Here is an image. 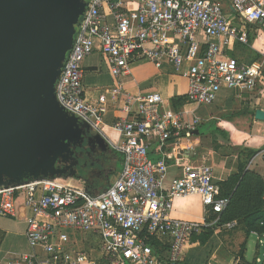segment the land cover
I'll return each instance as SVG.
<instances>
[{"label": "built area", "instance_id": "obj_1", "mask_svg": "<svg viewBox=\"0 0 264 264\" xmlns=\"http://www.w3.org/2000/svg\"><path fill=\"white\" fill-rule=\"evenodd\" d=\"M262 26L264 0H91L55 83L56 100L103 134L107 94L89 99L84 88V62L99 51L118 81L111 101L123 102L125 115L112 124L119 140L110 142L123 155V168L108 189L96 194L50 176L1 185L0 216L26 214L31 247L30 253L2 264H182L193 236L205 228L238 227L237 220L219 224L230 199L221 196L208 155L183 162L181 140L202 120L168 110L160 92L124 91L120 80L131 74L134 63L150 62L187 79L188 105L214 104L224 88L260 96L264 49L257 50L261 58L253 64L230 52L237 43L251 45L252 33ZM153 145L158 160L149 156ZM172 162L181 171L166 186ZM188 196L201 198L204 221L171 216L174 201ZM69 230L97 235L101 257L72 250ZM251 233L264 245V232Z\"/></svg>", "mask_w": 264, "mask_h": 264}, {"label": "crops", "instance_id": "obj_2", "mask_svg": "<svg viewBox=\"0 0 264 264\" xmlns=\"http://www.w3.org/2000/svg\"><path fill=\"white\" fill-rule=\"evenodd\" d=\"M263 30L264 26L256 29V31L252 33L251 45L237 43L230 52L231 55L234 53L232 56L246 64L258 62L261 57L257 50L264 49ZM148 63L150 67L146 66L147 68L143 71L139 70V68H141L140 66L143 65H139V67L133 66L131 74L120 80L124 87V91L132 94L151 91L160 92L166 99L165 106L168 110L191 112L188 118H191L193 115L199 117L202 120L201 126H199L200 131L201 127L206 124L215 125L214 130L211 132L201 131L198 135L192 134L181 140L185 148L184 163L193 164L200 161L203 156L208 155L210 163L213 166L216 182H220V184L232 175L239 174L242 168L245 170H252L264 178V162L261 163L259 169L253 168L252 165L254 158L257 156H261L264 161V149H262L264 148V121L256 118L257 110L260 109L264 111V93L260 96H256L255 93L243 92L239 89L224 88L215 101L217 106H213L210 110L202 112L203 115H201L199 114L200 107L185 103L183 96H185L188 88L187 79L185 77L178 75L171 67L166 66L159 70L153 66L154 64ZM84 68V88L86 97L89 99H96L101 94L106 93L110 102L109 110L105 114L103 134L101 133L110 145L111 140L115 142L119 140V135L113 129L112 124L116 118L125 115L122 110L123 102L114 103L111 101V89L118 85V81L112 76L109 65L99 51H95L85 60ZM147 69L154 72L153 76L150 78L147 75L143 76L147 73ZM182 78L185 79V86L181 85ZM177 84H180L178 88L176 87ZM151 87L155 90H150ZM257 149L261 150L251 158L248 157L249 150ZM149 156L152 160H158L160 158L161 155L155 145H153L150 150ZM180 171L181 169L173 165L172 162L168 169L165 185L168 186L170 181L177 176ZM110 173L114 174V171L111 170ZM119 174L118 172L115 174V181ZM114 179L108 182V186L102 191L108 189L115 182H113ZM73 183L82 186L79 181ZM86 189L88 190V188ZM171 216L182 220L204 221L205 212L201 198L199 196L177 198L174 201ZM210 218L214 219L216 217L213 215ZM27 228V218L24 213L18 214L17 216H0V258L2 256L0 264L4 263L7 259L19 258L22 254L31 252V247L26 235ZM208 229L211 228H205V231ZM212 229H214L213 234L206 244L203 245L200 241L193 242V240L189 243L186 247L182 264L188 262L187 257L190 256L193 247L201 245L206 248L221 232L239 230L237 227L227 230L217 228V226ZM242 233L244 234V232ZM250 235H252V233H250L249 236ZM249 236L245 235L246 249ZM92 239V242L90 238L84 241L83 237L79 235H71L70 246L72 250L86 252L92 259H98L101 257L100 238L93 234ZM258 244L261 245L260 243ZM96 245H98V247H96ZM208 256H211L210 259L215 260L214 264H255L259 262L258 259H261L257 257L254 262L247 261L246 250L244 261L240 254L238 259L232 258L227 260L220 258V256L214 252L213 254H207V260ZM207 260L205 264L208 263Z\"/></svg>", "mask_w": 264, "mask_h": 264}, {"label": "water", "instance_id": "obj_3", "mask_svg": "<svg viewBox=\"0 0 264 264\" xmlns=\"http://www.w3.org/2000/svg\"><path fill=\"white\" fill-rule=\"evenodd\" d=\"M58 1L0 0V186L48 177L27 174L40 152L55 149L59 137H70V129L78 126L79 119L60 107L55 94L77 32L67 34L60 25L69 11L61 9L66 0H60V10L46 11L45 2ZM73 2L83 16L87 3ZM256 118L264 121V111L257 110Z\"/></svg>", "mask_w": 264, "mask_h": 264}, {"label": "rangeland", "instance_id": "obj_4", "mask_svg": "<svg viewBox=\"0 0 264 264\" xmlns=\"http://www.w3.org/2000/svg\"><path fill=\"white\" fill-rule=\"evenodd\" d=\"M82 1L84 2L85 0ZM232 55H234V53H232ZM148 64H149L148 62H140V63H134L133 66L139 67V65H143L140 66L141 68H139L140 71H143L147 68L146 66H148ZM146 72L147 73L143 76L147 75L149 78L152 77L154 74L152 70L147 69ZM181 85L185 86V79L183 78L181 79ZM179 86L180 84L176 85L177 88ZM150 90H155V89L151 87ZM213 106L216 107L217 103L200 106L199 114L203 115L202 112L206 110H210V108ZM71 115L78 118L74 114ZM75 117L73 118L76 119ZM76 121L80 123V121H78L77 119ZM84 124L87 127V131H84L82 133L81 143H77V144L73 143L74 145L72 144L73 148L69 154V158L71 161L70 163L73 170L69 173H56L52 176L54 178H60L66 181L68 180L73 182L79 181V183L82 186L88 188L90 192L96 194L98 192H101L106 186H108V182H110L112 179L115 178L114 176L117 172L118 174L121 172L123 168L122 167L123 156L121 153L115 151L109 145L107 139L104 138L101 133H99L97 130L92 128L88 123H84ZM214 127L215 125L213 124H206L205 126L201 127V131L211 132L214 130ZM105 134H106V130H105ZM263 162H264L263 158L261 156L260 157L257 156L253 160V164H252L253 168L255 167L259 169V167H261V163ZM111 170L114 171V174L110 173ZM114 181L115 179L113 180V182ZM69 233L71 235H75V236L79 235L80 237H83L84 241H86L88 238H90L91 242L93 241L92 239L93 233L90 232L88 233L78 230H69ZM218 235L219 236L215 237L206 248L205 246H201V245L193 247L190 256L187 257L188 262H184V264H205L207 260V254L210 253L213 254V252L217 253L220 256V258L226 260L232 258L238 259L240 254L239 252L241 251V246L245 241V235L242 233V231L230 230V231L221 232ZM96 247H98V245H96ZM210 257L211 256H208V260H207L208 263L210 262L214 264L215 260L210 259ZM257 257L261 258V261L256 262L255 264H264V245H259L256 236L250 235L248 237L246 259L247 261L254 262V260Z\"/></svg>", "mask_w": 264, "mask_h": 264}, {"label": "trees", "instance_id": "obj_5", "mask_svg": "<svg viewBox=\"0 0 264 264\" xmlns=\"http://www.w3.org/2000/svg\"><path fill=\"white\" fill-rule=\"evenodd\" d=\"M260 150H249L248 157L251 158ZM218 184L221 188V196L230 199L228 207L220 215L219 224L237 220L239 223L237 228L246 236H249L252 231L264 232V178L252 170L242 168L239 174L232 175ZM213 231L212 228L208 229L200 235L193 236L192 240L193 242L200 241L204 245L210 240ZM245 250L244 241L239 252L243 261Z\"/></svg>", "mask_w": 264, "mask_h": 264}, {"label": "flooded vegetation", "instance_id": "obj_6", "mask_svg": "<svg viewBox=\"0 0 264 264\" xmlns=\"http://www.w3.org/2000/svg\"><path fill=\"white\" fill-rule=\"evenodd\" d=\"M68 3L62 6V1L55 2L53 4H47L45 2L46 8H50L46 11H55L53 8H57V10H60L61 6L64 8L61 9H68L69 11L66 14H63L64 18L63 20H60V25L62 27V30L66 32L67 34L70 33L73 29L78 28L77 19L81 15V13L76 9V7H73L72 5H75L73 0H66ZM90 0H85L87 3L85 11L88 7ZM78 3V2H77ZM51 5V6H50ZM72 10H70V7ZM78 7V6H77ZM58 13V11H56ZM63 13V11H62ZM82 16L79 17V22L81 21ZM80 121V120H78ZM70 133V137H59L60 145H57V147L51 150H44L40 152L36 156V163H33V165L30 167L28 174L29 176H50L54 175L56 173H69L73 170L71 167V161L69 158V154L72 151L73 143L76 142V140L82 136V133L84 131H87V127L83 122L80 121L78 123V126L72 127ZM73 144V145H72ZM72 145V146H71ZM55 152L57 153L56 155Z\"/></svg>", "mask_w": 264, "mask_h": 264}]
</instances>
